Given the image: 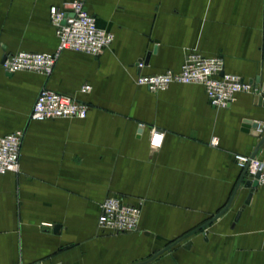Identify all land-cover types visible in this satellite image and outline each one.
<instances>
[{
    "label": "crops",
    "instance_id": "crops-1",
    "mask_svg": "<svg viewBox=\"0 0 264 264\" xmlns=\"http://www.w3.org/2000/svg\"><path fill=\"white\" fill-rule=\"evenodd\" d=\"M72 1L0 0V136L24 132L20 171L0 177V264H264V185L247 178L235 193L236 157L264 134V0H86L114 35L102 55L65 51L48 77L6 73L9 54L56 50L50 11ZM190 54L221 57L255 89L215 109L201 85L136 84ZM44 88L89 105L87 117L31 120ZM110 195L144 201L136 232L99 229Z\"/></svg>",
    "mask_w": 264,
    "mask_h": 264
},
{
    "label": "built area",
    "instance_id": "built-area-1",
    "mask_svg": "<svg viewBox=\"0 0 264 264\" xmlns=\"http://www.w3.org/2000/svg\"><path fill=\"white\" fill-rule=\"evenodd\" d=\"M50 18L58 39V45L52 53L22 51L9 54L2 63L6 73H36L50 76L61 54L73 51L98 57L113 43L114 35L101 29L96 19L88 12L86 0H74L62 8L53 7ZM139 68L144 63H139ZM136 84L146 87L152 93L165 91L173 84L201 85L205 88L210 105L215 109L228 108L241 92H252L255 88L239 76L226 73L221 57H207L190 54L186 57L179 71L167 70L155 75H139ZM91 90L90 85L82 88L83 93ZM90 107L73 97L63 95L46 88L42 89L34 103L31 120L49 119H85ZM164 133L153 129L150 144L159 148L164 141ZM24 140L23 131H14L0 136V177L20 171L21 151ZM215 138L212 145L217 146ZM240 169H247V178L253 180L259 173V184L264 185V159L237 156ZM143 200L131 204L117 195L108 196L101 204L98 227L103 233L124 235L136 232L142 213ZM51 226V225H48Z\"/></svg>",
    "mask_w": 264,
    "mask_h": 264
},
{
    "label": "water",
    "instance_id": "water-1",
    "mask_svg": "<svg viewBox=\"0 0 264 264\" xmlns=\"http://www.w3.org/2000/svg\"><path fill=\"white\" fill-rule=\"evenodd\" d=\"M4 61H5V58H4L3 62H4ZM3 62H2V63H3ZM260 80H261V79H258V83L260 82ZM262 94H263V95H260V96H257V97H256V101H257V103H258L259 105L264 106V85L262 86ZM253 135L256 136V137H260V138H261L260 141H259V143H258V145H257V147H256V149H255V151H254V153L252 154V157H256V155H257L259 149H260L261 147L264 146V134L261 135V132L256 131V132L253 133ZM259 176H260V174L258 173V174L255 176V178H254L253 180H248V181H246V182H245V186H246L247 188H250V189H255V188H257V187L259 186V181H258ZM246 179H247V169H245V170L242 172V174H241V176H240V179H239V181H238V184H237V188H236V190H235V193H236V191L241 187L242 183H243ZM235 193H234V194H235ZM250 199H251V195L249 196L248 200L246 201V204H248V203L250 202ZM227 208H228V207H227ZM227 208H226V209H227ZM226 209H225V210H226ZM238 217H239V215H238ZM57 228H58V227H57Z\"/></svg>",
    "mask_w": 264,
    "mask_h": 264
}]
</instances>
